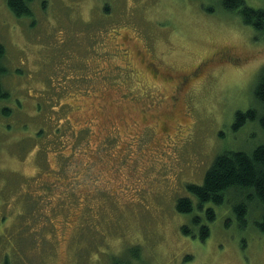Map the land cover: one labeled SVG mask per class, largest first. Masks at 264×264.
<instances>
[{
	"label": "rangeland",
	"instance_id": "374dc122",
	"mask_svg": "<svg viewBox=\"0 0 264 264\" xmlns=\"http://www.w3.org/2000/svg\"><path fill=\"white\" fill-rule=\"evenodd\" d=\"M221 1L0 0V264H264L255 203L242 226L236 191L199 209L185 188L264 140L257 119L232 127L264 36Z\"/></svg>",
	"mask_w": 264,
	"mask_h": 264
},
{
	"label": "trees",
	"instance_id": "16d2710c",
	"mask_svg": "<svg viewBox=\"0 0 264 264\" xmlns=\"http://www.w3.org/2000/svg\"><path fill=\"white\" fill-rule=\"evenodd\" d=\"M33 0H6L11 11L16 15L31 14L30 3ZM222 5L230 11H238L244 24L251 25L260 36H264V7H252L244 3V0H222ZM106 9V7H104ZM5 48L0 43V58L3 56ZM6 69L1 65L0 74ZM257 106H250L246 110L235 111V118L232 123L234 129H238L245 120H256L264 129V67L261 68L257 77V82L253 88ZM8 92L3 88L0 81V99L7 98ZM204 174L201 183L188 182L185 185L186 191L191 192L197 199L198 208H202L205 203L221 204L227 195H234L240 198L233 205L234 212L238 217V222L242 226L246 223V214L250 204L253 209H260L261 215L256 220L258 228L264 234V140L252 145V148H230L216 153ZM252 201V202H251ZM177 211L189 212L193 208L192 199L188 196H178L175 201ZM208 220L215 217L214 207H206ZM199 215L194 214L193 222L200 225L199 236L204 239L209 234V225L200 220ZM202 219V218H201ZM182 231L190 233L192 230L186 225H182ZM112 264H119L113 260ZM3 264H11L4 260Z\"/></svg>",
	"mask_w": 264,
	"mask_h": 264
}]
</instances>
